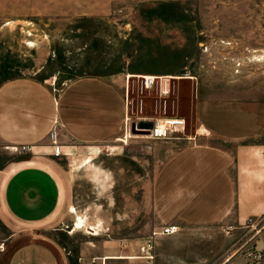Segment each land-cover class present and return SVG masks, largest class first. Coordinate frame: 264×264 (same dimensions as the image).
Returning a JSON list of instances; mask_svg holds the SVG:
<instances>
[{
    "label": "rangeland",
    "instance_id": "1",
    "mask_svg": "<svg viewBox=\"0 0 264 264\" xmlns=\"http://www.w3.org/2000/svg\"><path fill=\"white\" fill-rule=\"evenodd\" d=\"M244 50L264 53V0H0V85L27 78L59 92L96 77L126 90L130 121L117 136L122 141L89 155L92 164L87 157L63 162L85 221L75 235L56 236L74 262L87 252L84 264H105L96 257L112 255L131 257L129 264H264V251L257 258L239 252L264 220L232 234L229 227L190 231L184 243L156 237L153 260L142 251L157 229L154 176L176 151L264 144V66L248 62ZM234 59L245 61L239 72ZM144 77L163 79L146 89ZM170 120L185 129L152 140L149 125ZM8 156L0 151V164Z\"/></svg>",
    "mask_w": 264,
    "mask_h": 264
},
{
    "label": "crops",
    "instance_id": "2",
    "mask_svg": "<svg viewBox=\"0 0 264 264\" xmlns=\"http://www.w3.org/2000/svg\"><path fill=\"white\" fill-rule=\"evenodd\" d=\"M125 98L126 90L113 78H78L59 92L27 78L0 85V151L9 155L0 164V264H84L88 259L83 252L74 262L56 237H71L80 220L85 224L74 203L77 182L63 162L87 157L86 165L92 164L91 155L122 141L117 136L130 121ZM54 129L59 157L50 138ZM23 147L28 153L16 154ZM152 206L155 232L177 226L179 232L168 237L183 243L194 230L256 229L264 220V144H240L234 150L197 144L176 151L154 176ZM261 244L264 230L239 252L263 257ZM101 259L105 264L132 260L96 257Z\"/></svg>",
    "mask_w": 264,
    "mask_h": 264
},
{
    "label": "built area",
    "instance_id": "3",
    "mask_svg": "<svg viewBox=\"0 0 264 264\" xmlns=\"http://www.w3.org/2000/svg\"><path fill=\"white\" fill-rule=\"evenodd\" d=\"M226 45L228 48L231 49H238L237 44L233 42H229ZM243 54H245L247 61L250 63L258 64L264 66V53L258 54L257 52H252L250 50H244L242 51ZM235 65L237 67L238 72L240 69L243 68L245 65L244 59H234ZM163 78H153V77H145L144 78V87L146 89H153V87L156 84V81L162 80ZM170 93V89L168 85L163 86L161 89V94L163 96H167ZM129 122V119L127 120V124ZM185 124L184 121H179V120H170V121H157L153 124V127L150 130V138L155 141H160V140H167L173 137V135L182 132ZM50 138L54 143L55 146V156L59 157L61 155V149L57 145L55 139H56V130L54 129L51 134ZM17 151H21L23 153H28V148L23 147L21 150L18 148L16 149ZM179 232V228L177 226H168L164 227L161 232H154L153 237L148 239L142 248V251L145 252L146 258L148 260H153L154 256L151 255V252L154 250V240L158 236H172L175 235Z\"/></svg>",
    "mask_w": 264,
    "mask_h": 264
},
{
    "label": "bare ground",
    "instance_id": "4",
    "mask_svg": "<svg viewBox=\"0 0 264 264\" xmlns=\"http://www.w3.org/2000/svg\"><path fill=\"white\" fill-rule=\"evenodd\" d=\"M145 78V77H144ZM153 78H158V77H153ZM168 79H177V80H181L183 78H179V77H170ZM129 139V137L127 138ZM8 150V149H7ZM84 226H83V222L82 220H80L78 223H77V229H82ZM83 230V229H82ZM89 231H91V234L94 235V236H98V233L96 232V230H93V229H88Z\"/></svg>",
    "mask_w": 264,
    "mask_h": 264
},
{
    "label": "water",
    "instance_id": "5",
    "mask_svg": "<svg viewBox=\"0 0 264 264\" xmlns=\"http://www.w3.org/2000/svg\"><path fill=\"white\" fill-rule=\"evenodd\" d=\"M149 127L152 128L153 127V124L152 125L150 124Z\"/></svg>",
    "mask_w": 264,
    "mask_h": 264
}]
</instances>
